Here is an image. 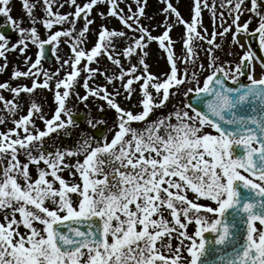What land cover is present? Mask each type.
<instances>
[{"label":"snow or ice","instance_id":"snow-or-ice-1","mask_svg":"<svg viewBox=\"0 0 264 264\" xmlns=\"http://www.w3.org/2000/svg\"><path fill=\"white\" fill-rule=\"evenodd\" d=\"M10 3L0 264H264V0H157L154 27L149 0Z\"/></svg>","mask_w":264,"mask_h":264},{"label":"rangeland","instance_id":"rangeland-1","mask_svg":"<svg viewBox=\"0 0 264 264\" xmlns=\"http://www.w3.org/2000/svg\"><path fill=\"white\" fill-rule=\"evenodd\" d=\"M179 1H180V3H179V9H180L182 15L185 17V19H190L189 18V15H190V5H189V3H190V1L189 0H179ZM80 2L83 3L84 0H80ZM69 10L70 9L67 8V7H65L63 9V11H65V12H67ZM149 14H152V13H149ZM203 20H204L205 26L208 27L209 32H211V30H212V22H211L210 14H209V12L207 10H205L204 13H203ZM80 23H82V21ZM97 23H99V20L97 21ZM112 23L117 28L120 27V25H119V23L117 21H112ZM144 23L145 24H148L149 21L145 20ZM151 24L154 27V22L151 21ZM255 27H256V24L253 23L251 25V28L254 29ZM182 29H183L182 27H176V28H174L173 31H172V33H173V36H174L175 35V32H176V35L173 38H178L181 35ZM229 39H230V37H229ZM176 47H177V52L179 53L180 45L177 44ZM226 50H227V45H225V51ZM65 51H67V46L62 44L60 46V53L59 54L60 55H64V52ZM237 51H239V49H237ZM219 55H221L222 58H225V59H233L232 57L225 56L224 53H219ZM102 63H106V61H103ZM149 63L152 65V71L153 72L159 73V72H161L163 70H166V67L167 66L164 63V60L163 59H158V53L156 52V45H153V54H152V56H151V58L149 60ZM43 93H44L43 96L47 97V101L49 103H51V101H52V94L50 92H43ZM174 103H175V101H174ZM83 108H84V106L81 104V105H78L77 106V109L76 110L78 111V110H81ZM157 114H159V113H157ZM107 116H108V118H111L112 113H108ZM153 118H155V117H153ZM66 143H71V140L66 141ZM65 175H67V174H65Z\"/></svg>","mask_w":264,"mask_h":264},{"label":"flooded vegetation","instance_id":"flooded-vegetation-1","mask_svg":"<svg viewBox=\"0 0 264 264\" xmlns=\"http://www.w3.org/2000/svg\"><path fill=\"white\" fill-rule=\"evenodd\" d=\"M172 2L175 3V2H178V0H172ZM149 5H155L156 9H159V6H160V4L157 3V0H149ZM10 7L12 8L11 15L14 18H20L22 16H25V12L22 10V0H11ZM156 14H159V13H156ZM5 20L6 18L3 15H0V26H3V27H0V31H4L8 36L12 38L13 41H15L18 34L14 30H12L10 27L5 25ZM41 31H43V29H41ZM34 52H35V48L32 49V53ZM9 59L12 61V64L9 66L6 73L0 74V82L7 81L9 79L11 75L12 67L18 62L15 59V53L10 55ZM53 61H54V57H53ZM0 63H3V61H0ZM52 63L53 62L47 63L46 61H44V65L46 68H51ZM5 95H7V93H5ZM11 126H12L11 123H9V127Z\"/></svg>","mask_w":264,"mask_h":264},{"label":"water","instance_id":"water-1","mask_svg":"<svg viewBox=\"0 0 264 264\" xmlns=\"http://www.w3.org/2000/svg\"><path fill=\"white\" fill-rule=\"evenodd\" d=\"M249 41H250L249 43H250V44L252 45V47H253V50H255V47H256V44H257L255 38H253V39H251V40H249ZM79 114H80V115H79V118H80V119H83V114H81V113H79ZM94 134L97 135V136H99L97 130L94 131Z\"/></svg>","mask_w":264,"mask_h":264}]
</instances>
